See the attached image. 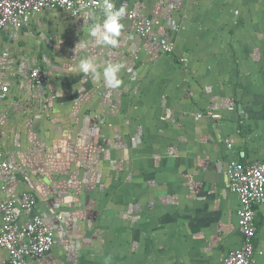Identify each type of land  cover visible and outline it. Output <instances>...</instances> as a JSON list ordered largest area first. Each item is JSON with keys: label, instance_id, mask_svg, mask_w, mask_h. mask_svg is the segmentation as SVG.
I'll return each mask as SVG.
<instances>
[{"label": "crops", "instance_id": "crops-1", "mask_svg": "<svg viewBox=\"0 0 264 264\" xmlns=\"http://www.w3.org/2000/svg\"><path fill=\"white\" fill-rule=\"evenodd\" d=\"M114 3L125 9L117 47L93 42V17L60 10L0 31L9 87L0 201L34 194L28 214L56 232L49 253L24 264H223L242 242L229 166L264 161V0ZM88 12L102 22V12ZM137 20L151 21L174 50L140 37ZM81 40L88 47L76 53ZM86 57L99 80L79 71ZM108 63L122 65L119 88L104 82ZM35 65L45 87L30 80ZM255 208L254 264H264V201Z\"/></svg>", "mask_w": 264, "mask_h": 264}, {"label": "built area", "instance_id": "built-area-1", "mask_svg": "<svg viewBox=\"0 0 264 264\" xmlns=\"http://www.w3.org/2000/svg\"><path fill=\"white\" fill-rule=\"evenodd\" d=\"M48 10L65 11L74 18L86 11L101 12L99 0H0V31L10 26L15 34L28 26L34 15ZM129 17L136 20L134 12L129 13ZM136 22V32L140 37L152 36V42L164 53L174 50L168 37L153 35L151 21ZM30 80L38 87H45L48 83L47 74L38 65L31 69ZM8 94L9 87L0 80V103ZM211 116L221 118L216 114ZM1 167L4 171L9 170L8 163H2ZM228 174L226 189L235 194L240 202L237 215L242 242L239 248L228 253L223 264H254L258 230L255 205L264 201V161H233ZM3 189L5 187H0V190ZM36 205V196L28 192L13 193L8 199L0 201V248L7 251L8 264H24L29 260L43 259L55 244L56 232L46 219L40 215L28 214ZM20 217H27L26 221L19 222Z\"/></svg>", "mask_w": 264, "mask_h": 264}, {"label": "clouds", "instance_id": "clouds-1", "mask_svg": "<svg viewBox=\"0 0 264 264\" xmlns=\"http://www.w3.org/2000/svg\"><path fill=\"white\" fill-rule=\"evenodd\" d=\"M99 7L103 13L102 22H95L94 14L92 12H83V17H93V23L89 26L88 35L93 38V42L117 47L121 35L123 25L122 18L125 16V9L123 6L116 8L113 0H99ZM89 42L81 40L76 45V53L80 50H86ZM98 65L91 57L81 58L78 62V69L85 76L99 80L101 73L98 71ZM122 65L118 63H108L103 67V79L108 88L116 89L121 86L122 81L119 78V73ZM111 257L105 259V264H110Z\"/></svg>", "mask_w": 264, "mask_h": 264}]
</instances>
